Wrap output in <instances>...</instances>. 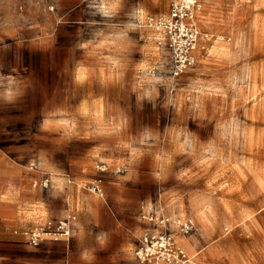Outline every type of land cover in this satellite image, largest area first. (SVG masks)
Listing matches in <instances>:
<instances>
[{
	"label": "crops",
	"instance_id": "crops-1",
	"mask_svg": "<svg viewBox=\"0 0 264 264\" xmlns=\"http://www.w3.org/2000/svg\"><path fill=\"white\" fill-rule=\"evenodd\" d=\"M105 1L110 15H94L89 5L99 10ZM213 2L196 18L208 32L202 44L217 33L203 16ZM161 3L0 0V264H138L140 238L161 232L173 235L189 264H255L247 249L227 246L228 229L221 232L235 225L230 203L217 197L241 193L233 185L240 169L215 151L214 137L206 162L192 149L200 131L214 136V123H167L185 75L172 81L161 64L167 49L136 26L137 16L160 15ZM92 17L109 18L111 27L96 28L94 45L72 46L70 35L90 32ZM54 35L66 37L57 56L40 45ZM125 35L131 40L119 47ZM229 51L215 42L207 60L199 61L198 49L196 61L206 68ZM69 217V239L29 245L30 233Z\"/></svg>",
	"mask_w": 264,
	"mask_h": 264
},
{
	"label": "rangeland",
	"instance_id": "rangeland-1",
	"mask_svg": "<svg viewBox=\"0 0 264 264\" xmlns=\"http://www.w3.org/2000/svg\"><path fill=\"white\" fill-rule=\"evenodd\" d=\"M163 1L165 3L156 5L160 15L168 12L171 2ZM254 1L214 0L205 8V22L208 21L217 33L211 38L208 36V41L205 40L200 46L198 44L201 51L198 53L199 61H206L208 49L215 42L230 45L228 58L225 62H208L205 64L206 68L196 61L194 70L183 77L180 88L171 99L172 106L169 109L173 110L168 114L167 123L179 124L185 119L190 124L207 121L209 124L214 123V136L210 131H200L196 146L192 149L202 157L201 161L206 162L207 156L212 155L206 148L207 139L209 137V141H212L214 137L215 151L230 157L232 162L235 161L230 165L231 168L240 169L238 179L235 177L237 182L233 185L236 189L241 188V193L237 190L236 194L217 197L222 198L221 203H230V218L235 225L221 229L222 235L228 233V229L230 239L227 246L241 252L247 249L254 256L255 264H264V0H261V5ZM105 2L100 4L99 10L91 2L92 5L89 6L94 15L98 11L110 15V4ZM207 2L208 0L200 1L201 10ZM164 6L167 9L165 12ZM97 19L94 18L92 29L87 34L81 37L74 33L70 35L72 46L77 45L80 40H88L94 45L95 39H100V32H96V28L111 27L109 18ZM119 22L122 30L128 29V20ZM205 29L199 30L200 39L208 34ZM130 38L128 35L121 36L118 40L119 47L124 45V39L129 42ZM219 38L223 41H219ZM64 39L66 41V37L54 35L41 41L40 45H48L50 53L57 56L59 45ZM90 53L95 58L94 53ZM44 54L48 56V53ZM78 56L77 50L72 53V58ZM161 64L169 69L167 58H161ZM188 84L191 85L187 86ZM193 96L196 101L192 100ZM41 121L40 116L39 123ZM254 178L259 180L260 190L254 189Z\"/></svg>",
	"mask_w": 264,
	"mask_h": 264
},
{
	"label": "built area",
	"instance_id": "built-area-1",
	"mask_svg": "<svg viewBox=\"0 0 264 264\" xmlns=\"http://www.w3.org/2000/svg\"><path fill=\"white\" fill-rule=\"evenodd\" d=\"M200 12L201 5L196 0H171L166 14L136 17V26L153 33L158 43L167 49L168 75L172 81L179 80L195 67L194 53L201 37L196 18ZM91 190L98 192L96 188ZM148 220L153 221L151 218ZM74 221L75 218L69 217L40 227L29 234V245L37 246L47 236L55 240L69 239ZM180 230L186 234L190 226L180 225ZM134 256L138 264L190 263L183 251L176 247L173 235L167 232L145 233L139 240Z\"/></svg>",
	"mask_w": 264,
	"mask_h": 264
},
{
	"label": "bare ground",
	"instance_id": "bare-ground-1",
	"mask_svg": "<svg viewBox=\"0 0 264 264\" xmlns=\"http://www.w3.org/2000/svg\"><path fill=\"white\" fill-rule=\"evenodd\" d=\"M200 3V2H199ZM199 44V46H200V44H201V42L200 43H198ZM198 45H197V47H196V49H195V53H194V55H195V58H196V53H197V51H198V47H199ZM205 46V45H204ZM210 49H211V47H210ZM214 49V48H213ZM217 49H219V48H217ZM226 51V50H225ZM205 60V59H204ZM207 60V59H206ZM199 76V75H198ZM248 80V79H247ZM176 82V81H175ZM183 83H185V82H183ZM255 111V110H254ZM210 209V208H209ZM201 217V216H200ZM203 218V217H202ZM203 220V219H202ZM205 221V220H204Z\"/></svg>",
	"mask_w": 264,
	"mask_h": 264
}]
</instances>
